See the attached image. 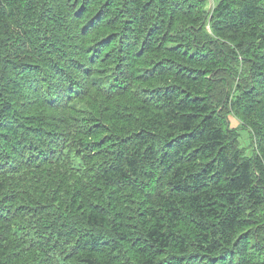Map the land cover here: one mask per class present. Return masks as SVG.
<instances>
[{
  "label": "trees",
  "instance_id": "16d2710c",
  "mask_svg": "<svg viewBox=\"0 0 264 264\" xmlns=\"http://www.w3.org/2000/svg\"><path fill=\"white\" fill-rule=\"evenodd\" d=\"M0 264H264V0H0Z\"/></svg>",
  "mask_w": 264,
  "mask_h": 264
},
{
  "label": "rangeland",
  "instance_id": "374dc122",
  "mask_svg": "<svg viewBox=\"0 0 264 264\" xmlns=\"http://www.w3.org/2000/svg\"><path fill=\"white\" fill-rule=\"evenodd\" d=\"M237 123L238 122H236V120H233L231 117H230V125L231 126H236L237 125ZM244 135V134H243ZM244 137V136H243ZM241 140V144H242V146L244 145H246V143H247V141H246V138L244 137V139H240ZM246 148H247V151H246V153L247 154H249L250 153V151H249V148L246 146Z\"/></svg>",
  "mask_w": 264,
  "mask_h": 264
}]
</instances>
